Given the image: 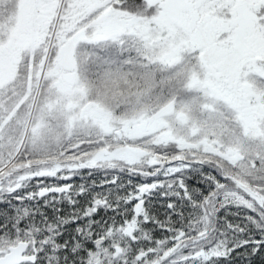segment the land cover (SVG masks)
Returning a JSON list of instances; mask_svg holds the SVG:
<instances>
[{
  "label": "snow or ice",
  "instance_id": "obj_1",
  "mask_svg": "<svg viewBox=\"0 0 264 264\" xmlns=\"http://www.w3.org/2000/svg\"><path fill=\"white\" fill-rule=\"evenodd\" d=\"M264 264V0H0V264Z\"/></svg>",
  "mask_w": 264,
  "mask_h": 264
},
{
  "label": "trees",
  "instance_id": "obj_2",
  "mask_svg": "<svg viewBox=\"0 0 264 264\" xmlns=\"http://www.w3.org/2000/svg\"><path fill=\"white\" fill-rule=\"evenodd\" d=\"M256 264H259V258H257V262H256Z\"/></svg>",
  "mask_w": 264,
  "mask_h": 264
}]
</instances>
